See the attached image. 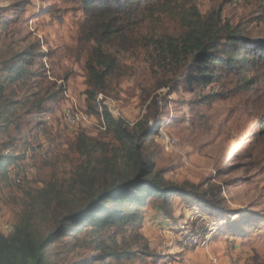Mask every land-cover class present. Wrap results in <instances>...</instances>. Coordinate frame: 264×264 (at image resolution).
<instances>
[{
    "label": "rangeland",
    "instance_id": "374dc122",
    "mask_svg": "<svg viewBox=\"0 0 264 264\" xmlns=\"http://www.w3.org/2000/svg\"><path fill=\"white\" fill-rule=\"evenodd\" d=\"M122 10L115 17L121 32L111 48L118 69L91 101L85 63L94 46L88 38L94 23L87 21L83 0H0V107L11 118L0 126V156L23 157L8 167L7 181L0 174V233L10 235L30 204L40 213L44 194L50 198L61 192L73 208L82 206V193L67 192L82 159L75 151L76 137L113 143L92 114L102 106L130 128L139 123L153 129L142 140L143 153L185 193L172 199L176 214L170 217L159 215V198L151 197L141 210L144 216L151 209V219L143 220L140 230L88 226L51 243L45 264H264V62L256 64L251 56L237 73L222 74L193 92L183 76L186 56L167 55L157 68L142 48L153 33L163 47L169 41L179 44L189 20L216 12L248 41L264 38V2L150 0ZM35 41L40 57L19 79L6 82V64ZM68 107L94 117L71 126L64 117ZM52 207L53 201L42 222L33 217L41 236L51 227ZM183 219V229L170 231L161 224ZM204 227L216 229L206 247L183 245L185 234Z\"/></svg>",
    "mask_w": 264,
    "mask_h": 264
},
{
    "label": "trees",
    "instance_id": "16d2710c",
    "mask_svg": "<svg viewBox=\"0 0 264 264\" xmlns=\"http://www.w3.org/2000/svg\"><path fill=\"white\" fill-rule=\"evenodd\" d=\"M149 1L83 0L87 21L94 23L88 29V38L94 41V46L85 63L88 100H94L107 78L119 66V59L111 50L115 48L113 37L117 40V34L121 32V27H116L117 12ZM151 13L149 12V17ZM130 18L131 15H128L125 20L129 21ZM189 22L179 44L169 41L166 43L167 47H163L159 35L153 33L147 34L142 48L146 51L151 66L157 68L159 59H165L167 55L186 56V74L183 76L185 85L191 91L195 92L197 86L214 84L222 74L237 73L249 64L251 56L256 64L264 62L261 56L264 53V38L248 41L230 25L223 23L219 12L204 19H191ZM125 25L128 26V23ZM1 27L3 29V25ZM1 38L0 31V40ZM35 42L28 43L21 56L15 53L11 57L15 60L4 68L7 71L6 82L19 79L21 73L26 72L27 66L40 57L41 48ZM239 52L241 58L237 59ZM37 65L43 68L40 62ZM3 90L4 87L0 84V92ZM12 105L13 103L7 110H11ZM38 106L39 102L35 108ZM6 114L0 107V126L10 124L11 118ZM92 114L103 118L105 130L111 133L113 143L102 142L83 134L76 137L75 151L82 159L76 166L74 177L70 179L67 192L82 193V206L73 208L71 199L61 192L50 198L44 194V200L42 198L40 204L44 208L40 213L33 208L34 204H30L29 209L22 212V217L10 235L0 233V264H45V249L48 245L66 236L78 235L88 226L98 230L107 225H129L140 230L144 220L141 210L149 205L151 197H158L160 210L171 216V201L178 194L185 193V187L167 181L162 172L156 169L155 163L145 157L142 140L153 129H146L139 123L130 128L126 120L114 118L102 106L101 111L96 107ZM22 159V156L14 153L0 156L2 180L7 181L8 167ZM42 192L46 193L44 190ZM52 201L53 207L49 213L51 227L46 235L41 236L33 217L36 216V220L42 222Z\"/></svg>",
    "mask_w": 264,
    "mask_h": 264
},
{
    "label": "built area",
    "instance_id": "2783aa9c",
    "mask_svg": "<svg viewBox=\"0 0 264 264\" xmlns=\"http://www.w3.org/2000/svg\"><path fill=\"white\" fill-rule=\"evenodd\" d=\"M99 110L101 111V106H99ZM64 117L69 125L77 126L80 123L93 118L94 116L88 113H83L76 108L68 107L67 109L64 110ZM98 120L100 121V125H101L100 128L102 130H105V124L103 118L98 117ZM195 218L196 217L194 216L190 217L189 220L191 221V223L194 221ZM200 221L201 220H197V224H196L197 226H199ZM204 229L202 228L201 230L197 229L195 232L191 231V233L185 234V237L183 239V245L187 246L188 248L206 247L212 235L216 231V229H210L208 227H204ZM231 264H241V263H238L237 261H233Z\"/></svg>",
    "mask_w": 264,
    "mask_h": 264
},
{
    "label": "crops",
    "instance_id": "0c3cea01",
    "mask_svg": "<svg viewBox=\"0 0 264 264\" xmlns=\"http://www.w3.org/2000/svg\"><path fill=\"white\" fill-rule=\"evenodd\" d=\"M177 197V196H176ZM175 197V198H176ZM176 202V201H175ZM180 203H181V200L179 201ZM183 204V203H182ZM172 211H173V216H175V214H176V207L174 206V202H173V204H172ZM151 209H146V212H145V214H144V220H145V224L146 223H148L149 222V220L151 219V215H150V213H151V211H150ZM156 211V210H155ZM161 213H163L161 210H160V208H159V215L161 214ZM161 216V215H160ZM187 217V216H186ZM187 219V218H186ZM186 219H183V220H180V221H178L177 223H175V224H172L171 222H169L168 220H166L164 223H161V224H163V225H165V227H167L168 226V228H169V230L170 231H173V230H176V229H178V228H182L183 227V225H185L186 224ZM171 227V228H170ZM183 229V228H182ZM182 232H184V231H181V233Z\"/></svg>",
    "mask_w": 264,
    "mask_h": 264
}]
</instances>
